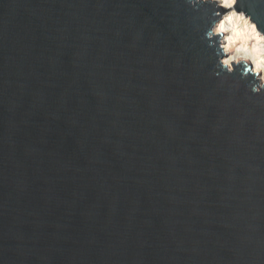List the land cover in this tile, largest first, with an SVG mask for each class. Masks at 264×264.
I'll list each match as a JSON object with an SVG mask.
<instances>
[{"label":"water","instance_id":"water-1","mask_svg":"<svg viewBox=\"0 0 264 264\" xmlns=\"http://www.w3.org/2000/svg\"><path fill=\"white\" fill-rule=\"evenodd\" d=\"M213 10L0 0V264H264V96L213 75Z\"/></svg>","mask_w":264,"mask_h":264},{"label":"clouds","instance_id":"clouds-1","mask_svg":"<svg viewBox=\"0 0 264 264\" xmlns=\"http://www.w3.org/2000/svg\"><path fill=\"white\" fill-rule=\"evenodd\" d=\"M194 11L205 5L215 4L210 17L201 16L204 25L201 39L213 50L209 58L215 60L218 69L213 75L221 83H229L236 68L248 66L240 79L231 82V88L239 91L246 88L251 95L264 96V25L260 30L253 22V14L237 10L239 0H186Z\"/></svg>","mask_w":264,"mask_h":264}]
</instances>
